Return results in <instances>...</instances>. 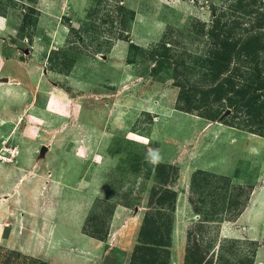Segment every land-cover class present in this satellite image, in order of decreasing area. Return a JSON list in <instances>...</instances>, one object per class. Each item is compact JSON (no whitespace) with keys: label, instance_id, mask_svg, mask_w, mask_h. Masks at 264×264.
Masks as SVG:
<instances>
[{"label":"rangeland","instance_id":"374dc122","mask_svg":"<svg viewBox=\"0 0 264 264\" xmlns=\"http://www.w3.org/2000/svg\"><path fill=\"white\" fill-rule=\"evenodd\" d=\"M0 15L5 58L39 57L59 109L53 128L24 110L40 134L0 144L39 172L12 194L0 180V264H264V89L243 106L264 0H0ZM219 83L245 97L214 101Z\"/></svg>","mask_w":264,"mask_h":264},{"label":"crops","instance_id":"0c3cea01","mask_svg":"<svg viewBox=\"0 0 264 264\" xmlns=\"http://www.w3.org/2000/svg\"><path fill=\"white\" fill-rule=\"evenodd\" d=\"M48 11L54 12L51 10H48ZM0 19L3 20V22H4L6 17L3 15H0ZM4 26L6 28L0 29V41H1L0 42V91H2V95L0 97V124H3L0 127V144L2 145L3 144L2 142L6 141L7 143H4V145L10 146V144L13 141L17 142L19 135H21L22 137L24 135L23 138L25 139V138H28V136H31L32 134H33L32 138H34V135L40 134L39 129H37V130H35V128L29 129V127H34V126L38 125V124H32V126H31L30 125L31 123L29 121L30 118L26 119L28 122L25 125H23L22 121L19 122V119H20L19 116L24 115V110H26V114L28 115L30 113L31 108L35 107L36 109H39V111L42 112L43 114L44 113L48 114V116L50 118L52 117V115L55 114V112L52 113V112L48 111L49 102L52 98L50 96V90L51 89H49L48 85L46 84V82L48 81V78L46 79V77H45L46 81L44 79L41 80V77H42L41 76V69L38 67L39 57H38V59H36L37 64L36 63L35 64H28V63L25 64L24 62L19 60V58H18L19 51L17 50L18 48L15 46L14 48H11L13 54L9 55L8 58H5V56L3 54V47H4L3 44L5 43V41L7 39L4 34L7 33L8 26L5 23H4ZM28 53L34 57L38 56L37 49H35V48L32 49V51L28 50ZM8 69H13V70L8 72L7 71ZM44 72H45V70H44ZM46 73L47 72H45V74ZM33 75H34L35 79L31 82L32 84H30L29 77L33 76ZM42 75H43V77L45 76L43 73H42ZM3 79H4V81H3ZM5 79H7V81H5ZM44 85L46 86V88L44 87ZM41 97L45 98V100L43 102H45V101L46 102L44 104H39L40 103L39 99ZM7 100H10V102H9L10 107H8V108H7V102H8ZM27 101L28 102L30 101V103L28 104L29 106L26 103ZM16 105H19L18 106V108H19L18 112L16 109ZM35 116H36L35 119L38 118L41 121L45 120L44 122H46V119H43L42 115H40L39 113L35 114ZM26 118H28V116ZM38 119H36V120H38ZM31 120H32V118H31ZM43 125L47 126V128H49V127L53 128L54 127V125L50 126V125H48V123H45ZM20 126L23 127L22 130H20L21 129ZM15 128H17V131L15 133H13ZM7 140H9V141H7ZM17 162L18 163L15 166L12 165L10 162H3V161L0 162V166H3L2 169L4 172V176L0 177V180L2 178L5 179L6 176L8 175V176H12L11 178L14 179V181H17L15 184L11 185L10 194H12L15 191L14 185L17 186L19 184L18 180L21 181V179L23 177H25L26 182H25V184L22 183L21 186H28L30 184V182L35 180V178H37L39 175L38 174L39 172H37V171L33 172L32 171L31 167L33 165H31V164L33 163V158H32V161H27V162H32L30 164L31 166L30 165L27 166V163H26L25 168L21 167L20 158L19 159L17 158ZM15 163H16V160H15ZM50 164H52V163H50ZM49 167H50V165H49ZM55 170H56V167H55ZM63 171L65 172V170H63ZM76 171H74L73 173H70L68 171V174L69 175L72 174V176H73V174ZM43 176H45V175H43ZM65 176H66V174H65ZM4 191H1V192H4ZM44 219L46 220L45 222H48L50 220L52 221L53 217H51V215L48 213V215Z\"/></svg>","mask_w":264,"mask_h":264},{"label":"trees","instance_id":"16d2710c","mask_svg":"<svg viewBox=\"0 0 264 264\" xmlns=\"http://www.w3.org/2000/svg\"><path fill=\"white\" fill-rule=\"evenodd\" d=\"M243 50H244V52H246L247 47L246 46L243 47L240 52H242ZM225 56H227L226 52L219 53V54L216 55L215 61H217V63L219 62V65H220V63H222L223 60L227 61V58H229V57H225ZM251 60H255V56H253V58ZM217 63H214V64H217ZM257 64L259 65V63H257ZM219 65L218 66L215 65V70L216 71L217 70L219 71V69L221 68ZM258 65L252 71V72L257 73L256 76H255L257 78V80H252L251 83L247 84V87L245 88V93L247 95V99L245 100L243 106L249 108L250 109L249 111H251L252 109H255L254 108V103L259 99V97H258L259 95H257V92L264 89V81H263V79L259 80L260 79V75H261V73H260L261 70L259 69V66L260 67H264V66H262V65L258 66ZM215 78H218V77H215ZM225 79H226V77L223 78L221 81H224ZM226 80H227V82H225V84H227L229 82L228 85H225L224 83H221V84L219 83L214 88H212V89H210L208 91L207 94L211 93L212 95H214V98H215L214 101L223 100L225 98V96L228 94V92H234V93L240 94V95L244 94V92H241V91H243V89L241 91H234L233 87L231 88V91H229L228 89H225L224 88L225 86L228 87L229 85H233V83L230 82V78H228ZM197 90H202V89H197ZM249 93H251V94H249ZM244 97H245V94H244L243 98ZM227 99H228V101L230 103V107L229 108H233V109L236 108L237 109V106L239 105V101L233 100L232 98H229V97ZM251 112H253V111H251ZM208 116L211 119L216 117L215 114H212V115L210 114ZM147 233H149V232H147L145 228L142 229L141 230V237H142V235H146ZM139 240L141 241V238ZM152 243H153V245H156V243H162V239H160V240L155 239L154 242H152ZM152 262H155V260H153Z\"/></svg>","mask_w":264,"mask_h":264},{"label":"bare ground","instance_id":"6f19581e","mask_svg":"<svg viewBox=\"0 0 264 264\" xmlns=\"http://www.w3.org/2000/svg\"><path fill=\"white\" fill-rule=\"evenodd\" d=\"M6 93H7V92H6ZM0 94H2V91H0ZM52 106L54 107V105H52V104L49 105V108H48L49 111L57 112V111L59 110V109L57 108V111H54L55 109H54ZM58 107H59V106H58ZM47 115H48V114H47ZM54 119H55L54 117H51V118L48 117V118H46V122H49V123L51 122V123L54 124V126H55ZM52 126H53V125H52ZM28 142H29V145L32 143L31 140H29ZM27 145H28V144H27Z\"/></svg>","mask_w":264,"mask_h":264},{"label":"water","instance_id":"95a60500","mask_svg":"<svg viewBox=\"0 0 264 264\" xmlns=\"http://www.w3.org/2000/svg\"><path fill=\"white\" fill-rule=\"evenodd\" d=\"M5 81H7V79H5ZM47 152H48V147L47 146H42L41 149H40V151H39V157H40V159H44L45 156H46V154H47Z\"/></svg>","mask_w":264,"mask_h":264}]
</instances>
